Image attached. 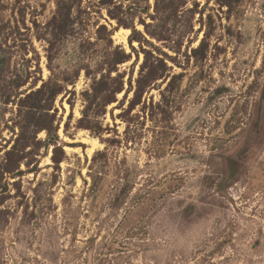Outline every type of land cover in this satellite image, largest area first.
Segmentation results:
<instances>
[{"label": "rangeland", "instance_id": "1", "mask_svg": "<svg viewBox=\"0 0 264 264\" xmlns=\"http://www.w3.org/2000/svg\"><path fill=\"white\" fill-rule=\"evenodd\" d=\"M0 264H264V0H0Z\"/></svg>", "mask_w": 264, "mask_h": 264}]
</instances>
